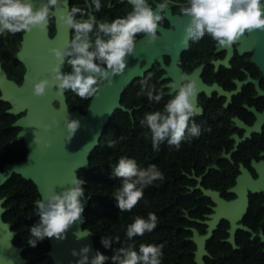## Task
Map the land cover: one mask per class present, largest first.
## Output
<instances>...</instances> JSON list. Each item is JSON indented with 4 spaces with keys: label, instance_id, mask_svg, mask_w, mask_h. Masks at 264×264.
Masks as SVG:
<instances>
[{
    "label": "clouds",
    "instance_id": "9594fccd",
    "mask_svg": "<svg viewBox=\"0 0 264 264\" xmlns=\"http://www.w3.org/2000/svg\"><path fill=\"white\" fill-rule=\"evenodd\" d=\"M60 2L43 0L34 7L32 0H0V35L26 33L33 28L47 31L50 17ZM127 3L131 5L130 10L112 18L98 19L95 15L101 9L102 0H85L83 6L72 4L66 11H61L59 22L73 31L64 44L48 49L55 63L46 76L32 82L33 95H44L48 86L54 87L58 95H63L66 90L81 99L99 95L101 84L105 81L111 84L115 74L124 72L127 56L135 51L138 33L148 42L158 37V25L173 3L178 8V18L181 21L185 16L188 18L183 24L184 47L190 40L199 41L205 34L217 47L231 46L254 29L264 30V0H127ZM65 64L69 66L68 70H64ZM151 76L149 72L139 82L136 96H145L149 102L158 103L165 93L163 87L157 88L149 83ZM180 80L178 86L175 80L168 86L170 98L163 107L144 113L140 120V124L147 127L145 135L155 150L164 142L179 149L182 140L201 134L200 124L190 119L198 114V79L181 72ZM39 126L45 130L51 127L48 123ZM64 126L70 140L80 127V121L67 115ZM34 140L39 143L43 138L35 135ZM43 143L47 146L50 141L43 140ZM108 143L113 146L116 141ZM111 175L120 178L114 197L121 211H130L144 195L147 186L164 179L157 164L142 166L135 158L126 155L117 158L111 167ZM85 183L82 176L74 174L66 187L61 186L59 191L49 188L43 196L35 199L34 211L38 212L39 219L28 228L27 243L30 246L47 237L65 238L66 230L84 211ZM156 225L154 212H149L147 217L137 215L127 224L125 235L132 240L134 236L152 232ZM90 235L91 231L83 229L75 232L77 239ZM113 239L119 237L103 235L100 243L109 248ZM162 248V244L154 243H140L138 247L128 244L113 248L110 256L99 250L89 256L91 247L85 244L79 250L73 248L72 254L79 257L76 264H104L109 260L112 264H161Z\"/></svg>",
    "mask_w": 264,
    "mask_h": 264
},
{
    "label": "trees",
    "instance_id": "16d2710c",
    "mask_svg": "<svg viewBox=\"0 0 264 264\" xmlns=\"http://www.w3.org/2000/svg\"><path fill=\"white\" fill-rule=\"evenodd\" d=\"M84 2L85 0H69V5L83 6ZM55 30V18L52 14L47 28L48 36L52 38ZM72 31L71 29V34ZM22 36L23 32L0 35L1 65L6 75L18 84L22 81L25 67L14 55L20 49ZM214 47L215 42L205 34L199 41H191L182 56L187 59L194 54L212 52ZM155 70V66L147 70V74L152 73L149 83L156 84L153 74ZM131 89L126 106H141L133 108L131 113L116 109L106 124L99 143L90 153L89 167L77 170V175L86 181L84 187L87 205L82 213V227L92 232L91 238L96 251L109 256L116 247L128 244L138 247L140 243H154L163 245L161 264H195V242L191 239L192 231L189 226L196 225L197 222L192 221L190 217H202V213L209 209L208 201H204L207 198L201 196V190H190L189 185L196 180L192 175L203 174L207 165L215 164L217 166L203 174L202 182L207 187L226 191L229 184L234 182L236 174L233 167L220 163L223 159L219 156L224 140L217 129L223 126L211 120L204 124L196 121L201 126V134L198 137L182 140L179 149L164 142L155 150L150 138L145 135L148 129L140 124V120L144 113L162 108L163 99L158 103H151L145 96H136L138 86ZM77 98L78 100L72 97L73 104H69V109L78 105L79 110L85 112L88 100L78 96ZM8 107V102L0 100V168L6 162L24 160L27 154L25 141L13 139L21 127L11 124L20 114L7 112ZM219 119L218 117L216 120ZM226 120L229 121V117ZM226 125L229 127L228 123ZM110 140H115L116 143L109 146ZM121 155L135 158L142 166L155 163L164 173L162 181L156 180L143 190L144 195L130 211L119 210L114 197L115 190L120 185V178L111 175V167ZM2 197H5L2 203L5 209L1 218L5 222H11V229L16 232L12 242L25 246L31 264H47L50 259L44 252L50 247L49 237L35 246L27 243L28 228L39 219L38 212L34 211V201L40 198L35 183L13 172L10 178L0 185V198ZM149 212L157 215L156 227L150 233L146 232L143 236H134L129 240L125 235L127 224L137 215L147 217ZM218 232L219 229L207 240V248L214 256L211 264H245L254 261L257 249L254 240L244 237L243 242L236 241L238 246L233 247L229 242L223 241V235ZM103 235L119 239H113L112 245L105 248L100 243ZM259 250L262 251L261 248ZM104 264L112 262L109 260Z\"/></svg>",
    "mask_w": 264,
    "mask_h": 264
},
{
    "label": "water",
    "instance_id": "95a60500",
    "mask_svg": "<svg viewBox=\"0 0 264 264\" xmlns=\"http://www.w3.org/2000/svg\"><path fill=\"white\" fill-rule=\"evenodd\" d=\"M42 2L43 0H32L34 7L39 6ZM69 7V0H61L54 10L56 33L53 39L49 38L47 31H41L38 28L23 33L20 49L15 53V57L25 66L20 85L6 77L0 63V89L2 91L0 99L10 103L7 111L12 114L25 110V113L17 118L13 126L21 127L14 140L23 139L27 148L24 160L6 162L0 168V185L15 172L32 180L40 196H43L49 188L59 191L61 186L66 187L72 175H77L79 168L89 167L90 153L99 143L113 112L117 108L129 111L119 103L121 92L126 89L123 87L128 85L136 75H141L150 68L155 60L163 62L164 54L171 57L170 66H166L167 70L171 72V66L179 59L180 53L189 46L188 43V46L184 47L182 43L183 24L187 22L188 18L185 16L181 21L178 15H171L168 10L167 17L175 26L174 29L160 28V34L152 42H148L146 37L137 40L134 53L127 56L124 72L115 74L111 84L106 83L100 87L99 95L92 97L86 112L81 113L77 109L70 110L65 102L64 94L58 95L52 86H48L42 96L32 93V82L46 76L55 63L54 56L48 49L53 45L64 44L70 37L68 26L59 22L60 12L66 11ZM257 32L264 38V30L257 29ZM250 34L253 35V31ZM142 57H146V63L138 68ZM258 62L264 68V60L258 59ZM119 75L123 79L122 83L117 79ZM54 96L59 100L58 108L53 105ZM67 115L80 121V127L70 140L66 137L64 126V117ZM53 118H55V122H53ZM43 123H48L51 127L45 130L39 126ZM35 135L50 141V144L45 146L43 140L39 143L35 142ZM233 190L240 192L237 187H234ZM203 193L211 196L217 204L213 207L212 218L207 220L209 224L207 232L199 236L193 230L192 239L196 242L194 251L196 264H204L202 260V255L205 253L204 243L211 236L220 218H229L231 234L228 240L233 243L234 229L238 226L236 221L243 211L241 208L245 207V204L238 205L237 202H241L240 198L225 202L214 190L203 189ZM4 200L5 197L0 198V264H21L24 260L18 254L20 248L11 243L14 232L9 229L10 223L4 222L1 218V213L5 209L2 205ZM86 205L87 201L85 200L84 207ZM83 222L81 214V217L66 230L64 239L55 236L48 238L50 244L48 254L56 261L53 264H76L79 257L72 254V249L79 250L85 244L91 247L89 256L96 252L91 236H84L80 239L75 236V232L80 229L90 231L82 227ZM82 235L85 234L82 233Z\"/></svg>",
    "mask_w": 264,
    "mask_h": 264
},
{
    "label": "flooded vegetation",
    "instance_id": "af4514ba",
    "mask_svg": "<svg viewBox=\"0 0 264 264\" xmlns=\"http://www.w3.org/2000/svg\"><path fill=\"white\" fill-rule=\"evenodd\" d=\"M130 8L131 5L127 3V0H102L101 9L95 12V15L98 19L112 18L118 15H124ZM168 10L171 15H178L176 3H173ZM174 27L175 26L171 24L166 15L160 22V25H158V34H160V28L174 29ZM54 36L49 38L53 39ZM142 37V34H137V40ZM263 39L261 34L257 32V29H254L253 35L246 33L240 37L239 41L234 42L231 46L217 47L215 45L212 52L194 54L185 59L182 56V51L179 59L171 66V72L166 68V66H170L171 63V57L168 54L162 56L163 62L155 60L150 67H156L155 72H153L156 77L155 85L157 88L163 87L165 93L162 98L163 103L170 98L168 86L171 82L175 80L177 86L182 82L180 80L181 72L195 75L198 79L199 88L196 101L198 114L190 119L201 121V124H204L206 121V123H208L209 120L216 121L223 126L217 129L220 131V135L224 140L219 156L223 159L220 160V163L225 166L233 167L236 170L234 182L229 184L226 191L205 186L202 182L203 174L210 168L217 166L215 164L207 165L203 174L197 176L195 174L192 175L196 180L189 185V188L191 191L196 189L201 190V196L207 198V200L204 199V201H208L207 208L209 211L202 213V217L191 216L190 219L197 222V224L190 225L189 228L192 231V235L193 230H195L199 236L204 235L208 230L209 224L207 220L212 218L211 214L214 212L213 207H215L217 203L211 196L204 194L203 189H211L218 192L219 197L225 202L240 198L241 202H237L238 205L241 206L245 204V207L241 208L243 211L236 221L238 226L234 229L233 243L228 240L231 234V224L227 217L220 218L217 221L212 234L219 229L218 233L223 235L222 240L229 242L233 247L238 246L236 241L243 242L244 237H248L249 240H254L257 245L254 261L245 264H264V68H262L258 62V59L264 60ZM145 63L146 57H142L139 61L138 68ZM68 68L69 66L65 64V70H68ZM148 69L141 75H136L128 85L123 87L126 89L121 92L119 103L124 108L129 109V111H127L129 113H131L133 108L141 106V104L126 106V102L129 103L128 100L130 99L131 88H136L137 86L140 88V84L138 83L148 75ZM6 77L14 81L7 75ZM117 79L120 83L123 82L120 75L119 77L117 76ZM137 79H139V81ZM14 82L18 84L16 81ZM106 83L108 82L105 81L101 86ZM172 91L174 92L175 89ZM54 92H56L55 88ZM1 94L2 91L0 89V95ZM64 97L68 108L69 104H73L72 97L78 100L77 95L69 90L64 92ZM91 99L92 98L83 99L88 100L86 110ZM55 104L59 107V100L54 96L53 105L56 108ZM79 108L80 107L76 105L70 110L77 109L81 112ZM24 113L25 110L17 114L21 116ZM218 117L220 118L219 121L216 120ZM227 117H229V121L226 120ZM17 118L12 122V126ZM227 123L229 127L226 125ZM227 129H229V132H227ZM234 187L240 189V192L233 190ZM8 223H10L9 229L14 232L15 236L16 232L11 229L12 223ZM12 239L11 243L20 248L18 254L22 260H24L21 264H31L28 254L25 252V246L15 244L12 242ZM207 240L204 243L205 253L202 255V260L204 264H211L213 263L214 256L210 249L207 248ZM259 248L262 249L261 252ZM48 251L49 249L44 252L50 259L47 264H53L56 261L48 254Z\"/></svg>",
    "mask_w": 264,
    "mask_h": 264
},
{
    "label": "rangeland",
    "instance_id": "374dc122",
    "mask_svg": "<svg viewBox=\"0 0 264 264\" xmlns=\"http://www.w3.org/2000/svg\"><path fill=\"white\" fill-rule=\"evenodd\" d=\"M55 106H56V104H55ZM56 108H58V107L56 106Z\"/></svg>",
    "mask_w": 264,
    "mask_h": 264
}]
</instances>
